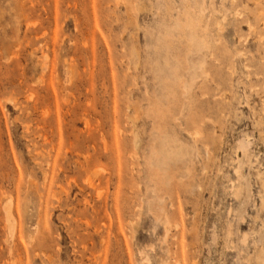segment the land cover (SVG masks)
<instances>
[{
  "label": "rangeland",
  "instance_id": "obj_1",
  "mask_svg": "<svg viewBox=\"0 0 264 264\" xmlns=\"http://www.w3.org/2000/svg\"><path fill=\"white\" fill-rule=\"evenodd\" d=\"M0 264H264V0H0Z\"/></svg>",
  "mask_w": 264,
  "mask_h": 264
}]
</instances>
